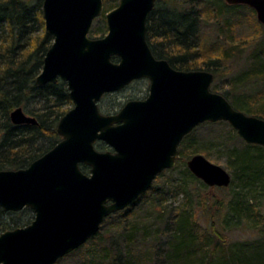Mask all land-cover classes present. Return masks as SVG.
<instances>
[{"label":"water","instance_id":"obj_1","mask_svg":"<svg viewBox=\"0 0 264 264\" xmlns=\"http://www.w3.org/2000/svg\"><path fill=\"white\" fill-rule=\"evenodd\" d=\"M157 1L120 0L106 15L108 33L93 39L104 0H44L54 42L36 84L65 82L73 106L58 124L62 140L54 148L25 169L0 171V207L13 213L29 208L35 216L28 226L0 235V264H57L79 250L108 217L129 209L176 167L182 141L204 123L227 122L247 144L264 147V119L213 92L212 72L177 70L155 57L147 23ZM225 1L254 10L264 26V0ZM145 79V100H131L115 115L101 112L105 95ZM11 121L38 124L23 108L11 113ZM97 142L110 150L99 151ZM187 166L208 187L232 183L226 169L201 154Z\"/></svg>","mask_w":264,"mask_h":264},{"label":"trees","instance_id":"obj_2","mask_svg":"<svg viewBox=\"0 0 264 264\" xmlns=\"http://www.w3.org/2000/svg\"><path fill=\"white\" fill-rule=\"evenodd\" d=\"M195 1L201 6L199 11L187 10L186 6ZM43 3L44 0H0V171L25 169L54 148L61 141L58 124L73 106L65 82L36 84L46 53L54 42L53 36L46 31ZM115 7L114 3L104 0L103 13L94 22V25L102 23L103 30L99 32L93 25L90 37L102 38L108 33L106 15ZM243 9L257 22L254 10L243 5H229L223 0H183L182 3L158 0L147 23L148 44L156 58L167 60L175 69H202L212 72L216 78L222 66L227 68V64L234 61L233 57L239 61L243 56L238 48L242 41L236 45L217 29V38H226L220 40V44L216 40L203 45L199 35L202 17L205 14L215 22L223 20L229 10ZM227 22V33H231L234 22ZM256 22L258 27H264ZM235 25L238 24L235 22ZM262 44L259 51L251 55L247 68L231 79L229 91L223 96L235 109L264 119V41ZM224 46L227 48L223 50ZM197 58L202 60L204 69L192 62ZM17 108L36 117L38 124L14 125L11 113ZM205 125L229 126L227 138L235 137L243 143V147L229 150L227 163L232 171L231 185L217 188L229 191V199L204 197L189 190L191 183L198 179L188 168L178 178L177 167L166 170L157 177L153 188L133 204L144 203L145 212L136 214L132 207L123 214L112 215L118 217L113 224L116 230L104 237L101 231L110 217L107 218L97 236L89 241L101 247L102 255L88 259L84 254L81 263L264 264V214L255 206L258 198L264 195V147L244 142L227 122L202 124ZM195 130L182 141L178 164L198 154L210 156L212 146L197 139ZM100 144L97 145L99 151L104 149ZM81 169L87 174L90 170L85 165ZM159 180L161 183L157 185ZM169 195H182L183 200L176 206L167 204ZM196 208L201 217L209 220L206 226L201 224ZM26 214L33 217L29 208L13 213L0 207V235L28 226L30 218L20 217ZM234 230L248 231L253 236L235 240L230 237ZM117 233L124 238L123 250L116 246L120 238L115 235ZM87 244L65 258L79 253Z\"/></svg>","mask_w":264,"mask_h":264},{"label":"rangeland","instance_id":"obj_3","mask_svg":"<svg viewBox=\"0 0 264 264\" xmlns=\"http://www.w3.org/2000/svg\"><path fill=\"white\" fill-rule=\"evenodd\" d=\"M110 2L114 3L115 6L117 7L119 5L120 0H109ZM176 1V0H175ZM179 3H182L183 0H177ZM225 1V0H223ZM199 1H195L191 3L190 5L186 6L188 8L187 10H197L199 11ZM115 7V8H116ZM249 8V7H248ZM250 9V8H249ZM196 12V11H194ZM231 12V13H230ZM253 15L246 9L240 10V11H233L229 10L225 14V17L223 20L219 19L215 22L211 21L207 15L202 17V21L199 25V35L202 38V43L205 45L206 41L207 43H213L216 40H223L226 37H220L216 36L218 34L215 32V30L219 29V33L223 34L225 33V36L228 38H231L234 40L236 45L239 43H242L238 46L240 50H242L243 54V59L242 57L236 59L233 57V62H229L227 65V68H224L222 66L223 70H219L217 77L214 79V82L211 86V90L215 93L225 95L226 92L229 91V83L231 79L236 78L240 73H242L246 68L247 64L250 62L253 52L254 51H259V47L263 45L264 41V27L262 26L261 23H259L257 17L256 20H254ZM227 21L234 22V28L230 31L231 33H227ZM230 22V23H231ZM235 22L238 25H235ZM254 22L259 23L263 28L258 27L257 25L254 24ZM94 28L101 32L103 30L102 23H97L94 25ZM107 34V33H106ZM262 35V36H261ZM92 37V36H91ZM90 37V38H91ZM93 39H97L99 37H92ZM227 38V39H228ZM218 42V44L221 43ZM159 42V41H157ZM223 44V43H222ZM160 48V47H158ZM162 48V47H161ZM227 48L226 46L222 47L224 50ZM203 52V51H200ZM195 61L196 64L199 66V68H203L204 66L202 64V60L198 59L197 60H192V62ZM224 65V64H222ZM202 70V69H200ZM212 87H217L216 90L212 89ZM149 88H150V81L149 80H141L134 82L131 84L128 88L121 92L113 93L104 96L102 101L100 102V110L103 114L105 115H115L117 114L123 107L124 105L131 101V100H145L148 95H149ZM261 104V103H260ZM31 116V115H30ZM36 118V117H35ZM231 126V125H230ZM232 127V126H231ZM233 128V127H232ZM230 130L229 126L226 125H215V126H198L197 129L195 130V135L197 139L203 141V143L212 146V151L209 157H206L210 162L219 165L226 169L231 175L232 171L228 167V154L229 150L233 148H241L243 147V143L240 139H237L235 137L232 138H227L228 134L227 132ZM241 138V137H240ZM242 139V138H241ZM243 140V139H242ZM244 141V140H243ZM245 142V141H244ZM101 143L104 145V149L100 151H109L110 147H108L104 142H97L96 143V149H98V144ZM100 144V145H101ZM204 156V155H203ZM190 160V159H189ZM188 161H182L179 164L177 163V172H176V177H182L183 172L188 168L187 166ZM178 178V177H177ZM176 179V178H175ZM161 183L159 180L156 182L158 185ZM206 186V187H205ZM189 190L191 189L195 194L199 193L204 197H225L226 199L230 195L229 191H220L217 188H210L206 184H204L201 180L198 179L197 182L191 183V185L188 188ZM154 200L155 197H152ZM229 199V198H228ZM166 202L167 204H173V205H178L182 200L183 196L182 195H177V196H167L166 197ZM255 206L261 209V212L264 214V195L260 198L255 203ZM134 208V211L136 214L142 215L147 207L144 203H139L136 205L131 206L130 208ZM129 208V209H130ZM136 209V210H135ZM198 217L201 221V224L203 226H206L209 223V220L207 218L201 217V213L198 208ZM127 210L123 211V213L127 212ZM20 217H24L25 220H28L30 216L28 214L26 215H20ZM19 218V217H18ZM35 216L33 213V217L30 218L31 222L34 220ZM118 217H110L108 220H106V225L102 229V233L104 234L103 236L106 237L109 233L113 232L116 230L113 227V224L117 221ZM31 224V223H30ZM142 228V227H141ZM116 236L120 237L121 233L115 234ZM252 234L248 231H240V230H234L231 232L230 237L235 240H245L252 238ZM106 244H110L108 241H106ZM124 238L120 237L118 239V242L116 243V246L118 247L119 250L124 249ZM101 247L98 246L96 243L89 242L85 248H82V250L79 253H75L69 258H65L60 264H83L81 263L82 257L84 254L87 255L88 259L93 258V257H100L102 254H100ZM256 264V262H255Z\"/></svg>","mask_w":264,"mask_h":264},{"label":"flooded vegetation","instance_id":"obj_4","mask_svg":"<svg viewBox=\"0 0 264 264\" xmlns=\"http://www.w3.org/2000/svg\"><path fill=\"white\" fill-rule=\"evenodd\" d=\"M140 81H141V80H140ZM136 82H137V81H136ZM132 84H133V83H132ZM128 87H129V86H128ZM128 87H127V88H128ZM124 90H125V89H124ZM122 91H123V90H122ZM120 92H121V91H120ZM108 95H109V94H108ZM105 96H106V95H105Z\"/></svg>","mask_w":264,"mask_h":264}]
</instances>
